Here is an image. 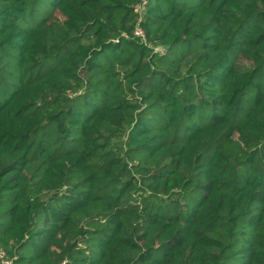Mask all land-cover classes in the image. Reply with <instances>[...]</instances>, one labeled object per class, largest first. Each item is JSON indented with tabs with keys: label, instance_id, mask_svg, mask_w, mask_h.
<instances>
[{
	"label": "trees",
	"instance_id": "trees-1",
	"mask_svg": "<svg viewBox=\"0 0 264 264\" xmlns=\"http://www.w3.org/2000/svg\"><path fill=\"white\" fill-rule=\"evenodd\" d=\"M0 253L264 264V0H0Z\"/></svg>",
	"mask_w": 264,
	"mask_h": 264
},
{
	"label": "built area",
	"instance_id": "built-area-1",
	"mask_svg": "<svg viewBox=\"0 0 264 264\" xmlns=\"http://www.w3.org/2000/svg\"><path fill=\"white\" fill-rule=\"evenodd\" d=\"M137 34L138 35H142V33H141L140 30L137 31ZM0 257L3 258L4 257V254L3 253H0ZM5 264H11V263L6 261Z\"/></svg>",
	"mask_w": 264,
	"mask_h": 264
}]
</instances>
